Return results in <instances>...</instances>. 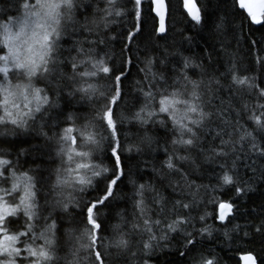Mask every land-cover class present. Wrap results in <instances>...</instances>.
Instances as JSON below:
<instances>
[{
  "label": "snow or ice",
  "instance_id": "1",
  "mask_svg": "<svg viewBox=\"0 0 264 264\" xmlns=\"http://www.w3.org/2000/svg\"><path fill=\"white\" fill-rule=\"evenodd\" d=\"M170 9L0 0V264L264 250V0H183L178 38Z\"/></svg>",
  "mask_w": 264,
  "mask_h": 264
},
{
  "label": "trees",
  "instance_id": "2",
  "mask_svg": "<svg viewBox=\"0 0 264 264\" xmlns=\"http://www.w3.org/2000/svg\"><path fill=\"white\" fill-rule=\"evenodd\" d=\"M166 3L171 5V18L168 21L171 27L170 37L177 36L178 38L177 29L181 26H186L191 30V25L183 24L186 14L182 9V0H166ZM237 24H239V18H237ZM257 27L258 26H252L253 30L251 32H249L247 26L245 27L244 36L240 40L241 51L247 52L248 41L252 36L259 38L260 32L255 30ZM160 43L163 44L164 41H160ZM160 158H163V154H160ZM260 187L264 189V185ZM262 198L264 197H262L261 193L250 194L247 203L243 205V207L251 209L253 206L259 205ZM235 222L243 223V217H238ZM229 227L231 226L229 225ZM212 246L215 248L216 255L220 258V264H239L238 257L247 250H252L260 257L264 258V250L254 245H240L241 250H237L235 246L230 247V242L224 240L222 232L214 233ZM152 260L153 264H181V258L174 250L157 255L153 257Z\"/></svg>",
  "mask_w": 264,
  "mask_h": 264
},
{
  "label": "water",
  "instance_id": "3",
  "mask_svg": "<svg viewBox=\"0 0 264 264\" xmlns=\"http://www.w3.org/2000/svg\"><path fill=\"white\" fill-rule=\"evenodd\" d=\"M182 9H183V0H182ZM184 11V9H183ZM186 14V12H184ZM241 255L238 257L239 264H244V262L240 259Z\"/></svg>",
  "mask_w": 264,
  "mask_h": 264
}]
</instances>
